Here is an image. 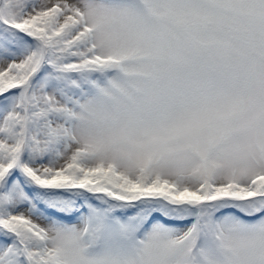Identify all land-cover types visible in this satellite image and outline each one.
Here are the masks:
<instances>
[{
  "label": "snow or ice",
  "instance_id": "obj_1",
  "mask_svg": "<svg viewBox=\"0 0 264 264\" xmlns=\"http://www.w3.org/2000/svg\"><path fill=\"white\" fill-rule=\"evenodd\" d=\"M0 264H264V0H0Z\"/></svg>",
  "mask_w": 264,
  "mask_h": 264
}]
</instances>
